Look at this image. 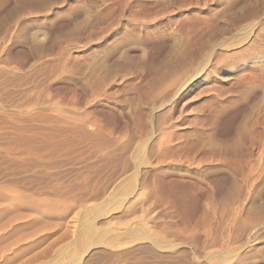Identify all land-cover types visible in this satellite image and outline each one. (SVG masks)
I'll return each mask as SVG.
<instances>
[{
	"label": "rangeland",
	"instance_id": "obj_1",
	"mask_svg": "<svg viewBox=\"0 0 264 264\" xmlns=\"http://www.w3.org/2000/svg\"><path fill=\"white\" fill-rule=\"evenodd\" d=\"M0 264H264V0H0Z\"/></svg>",
	"mask_w": 264,
	"mask_h": 264
},
{
	"label": "bare ground",
	"instance_id": "obj_2",
	"mask_svg": "<svg viewBox=\"0 0 264 264\" xmlns=\"http://www.w3.org/2000/svg\"><path fill=\"white\" fill-rule=\"evenodd\" d=\"M233 14H234V13H233ZM252 36H253V35H252ZM254 40H255V39H254ZM252 43H253V42H252ZM250 44H251V43H250ZM253 50H256V49L253 48ZM177 94H178V93L175 92L174 94H172L171 96H169V97L167 98L168 103L171 104L172 101L175 100V99L177 98ZM167 100H166V101H167ZM164 104H165V103H164ZM165 105H167V104H165ZM169 106H170V105H169ZM164 107H165V106H164ZM162 108H163V107H162Z\"/></svg>",
	"mask_w": 264,
	"mask_h": 264
}]
</instances>
